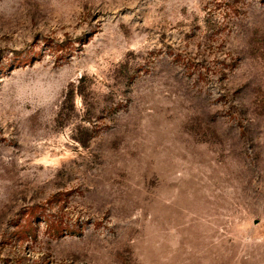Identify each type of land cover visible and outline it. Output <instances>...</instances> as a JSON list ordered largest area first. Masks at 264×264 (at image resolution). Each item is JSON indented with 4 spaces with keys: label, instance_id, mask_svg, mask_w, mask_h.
I'll list each match as a JSON object with an SVG mask.
<instances>
[{
    "label": "rangeland",
    "instance_id": "obj_1",
    "mask_svg": "<svg viewBox=\"0 0 264 264\" xmlns=\"http://www.w3.org/2000/svg\"><path fill=\"white\" fill-rule=\"evenodd\" d=\"M0 264H264V0H0Z\"/></svg>",
    "mask_w": 264,
    "mask_h": 264
},
{
    "label": "trees",
    "instance_id": "obj_2",
    "mask_svg": "<svg viewBox=\"0 0 264 264\" xmlns=\"http://www.w3.org/2000/svg\"><path fill=\"white\" fill-rule=\"evenodd\" d=\"M228 13H229V11H228ZM220 24H221L223 27H227V26L229 25V22H228L227 20H224V19H223V21H221ZM173 56H174L175 58H179L178 53H174Z\"/></svg>",
    "mask_w": 264,
    "mask_h": 264
}]
</instances>
